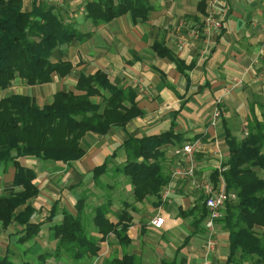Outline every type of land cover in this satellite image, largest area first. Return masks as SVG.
<instances>
[{"label":"crops","instance_id":"obj_1","mask_svg":"<svg viewBox=\"0 0 264 264\" xmlns=\"http://www.w3.org/2000/svg\"><path fill=\"white\" fill-rule=\"evenodd\" d=\"M88 1L37 0L54 5L65 21L88 38L53 52V63L72 65L68 76L55 74L51 82L32 86L17 78L8 89L0 90V100L24 95L43 108L58 92L83 94L76 88L79 78L103 71L113 84L134 91L142 115L125 126H113L103 135L88 132L81 141L85 155L77 161L64 164L34 157L20 160L36 174L39 193L29 204L35 210L32 221L41 224L40 232L34 239L21 242L25 227L17 222L4 227L0 221V261L9 258L15 264H109L134 255L142 264H227L229 232L219 222L212 231L205 221L200 230L196 228L199 216L191 211L205 203V194L194 181H206L215 188L226 186L221 176L214 182L213 174L222 173L229 159L227 135L242 140L249 122L257 120L264 125V0H208L204 12L199 8L201 0H147L151 11L146 19H135L127 13L97 25L88 19ZM34 2L23 0L24 11L31 12ZM211 12L221 23L218 30H207L204 24ZM156 44H162L179 64L160 56ZM91 100L103 110L101 96ZM170 131L180 140L163 149L162 165L171 181L160 194L136 202L128 179L119 175L110 187H114L111 197L102 204H109L107 218L116 226L124 213L131 218L127 231L130 242H120L115 233L104 237L94 225L93 212L86 214V219L93 227L89 236L97 239L98 254L75 261L62 252L44 262V257L57 249L58 241L51 238L53 228L63 222L64 213L77 216L81 195L96 186L94 169L106 161L112 166L124 165L127 158L122 145L129 138ZM195 140L201 141L198 170L194 180H185L174 175L178 166L174 150ZM108 174L112 175L109 181H114L111 170ZM14 177L12 165L0 166L3 195L21 190L15 188ZM157 217L164 219L161 228L152 225ZM243 264L264 263L251 259Z\"/></svg>","mask_w":264,"mask_h":264},{"label":"trees","instance_id":"obj_2","mask_svg":"<svg viewBox=\"0 0 264 264\" xmlns=\"http://www.w3.org/2000/svg\"><path fill=\"white\" fill-rule=\"evenodd\" d=\"M208 0H201L202 12ZM88 19L94 24L109 23L131 13L137 19H146L151 11L147 0H89L86 4ZM88 34L81 33L56 11L54 5L35 0L31 12L23 9V0H0V90H6L20 78L27 85H41L52 81L53 75L61 78L72 71L69 62L53 63L51 57L59 47L74 41L84 42ZM155 51L179 64L162 44ZM83 94L58 92L50 105L41 108L34 98L10 95L0 100V166L15 168L14 186L20 188L10 196L0 192V221L4 227L13 222L25 227L20 239L27 242L40 232V223L32 221L35 210L29 201L39 193L36 174L23 166V157L68 164L81 159L85 150L81 141L88 132L106 134L113 126H125L142 115L136 105L134 91L113 84L103 71L82 75L76 86ZM94 96H101L104 108L94 104ZM248 137L238 140L227 135L229 159L222 173L215 172L217 183L221 176L228 192L238 196L236 204L227 203L224 217L219 220L229 232V258L227 264H243L247 260L264 263V125L257 120L248 123ZM180 136L173 131L145 138H129L122 148L126 154L124 165L115 168L116 174L129 179L136 202L149 196H158L171 177L164 173L163 149ZM109 162L94 169V182L108 171ZM84 200L78 202L77 216L64 213L63 222L52 230L51 238L58 241L55 254L44 257V262L62 252L78 261L95 257L99 252L97 239L89 236L82 221ZM26 206L17 213L20 207ZM110 206L94 210V225L104 237L115 233L120 242H130L127 237L131 218L124 213L116 226L107 215ZM196 228L200 230L209 212L205 203L193 209ZM190 212V213H191ZM120 225V228L117 227ZM0 264H15L4 258ZM27 264V263H26ZM109 264H142L134 255H125Z\"/></svg>","mask_w":264,"mask_h":264},{"label":"built area","instance_id":"obj_3","mask_svg":"<svg viewBox=\"0 0 264 264\" xmlns=\"http://www.w3.org/2000/svg\"><path fill=\"white\" fill-rule=\"evenodd\" d=\"M56 1L61 2L63 0ZM204 24L207 30H218L221 28V23L217 19L215 12L208 14V16L205 18ZM215 122L212 124L215 125ZM245 136H248L247 132L245 133ZM200 146L201 141L195 140L182 144L174 150L178 163L174 175L185 180H194L198 170L197 152L200 149ZM194 184L197 185L198 188H200L205 194V205L209 212V216L206 221V227L212 231L216 222L223 218L224 209L227 203L236 199V194L233 192H228L226 190V186L222 188H215L212 184L206 181L202 183H197L194 181ZM163 223L164 219L162 217H157L152 221V225L155 228H161ZM208 245V248L211 249V240Z\"/></svg>","mask_w":264,"mask_h":264},{"label":"rangeland","instance_id":"obj_4","mask_svg":"<svg viewBox=\"0 0 264 264\" xmlns=\"http://www.w3.org/2000/svg\"><path fill=\"white\" fill-rule=\"evenodd\" d=\"M217 117H218V114L216 115ZM246 132L249 134V131L246 129ZM245 132V133H246ZM245 137H248V136H245V134H244V138ZM117 167H120V165L118 166V165H113L112 166V164H109L108 165V171L104 174L106 177H104L102 180L100 179L99 181H98V183L96 184V186L94 187V189H88L87 191H84L83 192V194L81 195V199H83L84 200V212H83V216H82V221L84 222V224H85V228H86V230H87V232H88V235L92 232V229H93V227H91V225H90V222L88 221V219H86V214H88V215H92L93 214V212H94V210L99 206V205H97V203H101L100 205H102V204H104V203H106V202H108L107 200L111 197V195H112V193H111V190L112 189H114V187L112 188V189H110V187H112L113 186V182H116V179L115 178H117L119 175H122V174H116L115 172H114V170H115V168H117ZM109 170H111L112 171V174H113V176H114V181H112V182H110L109 181V178H111V176L112 175H109L108 174V172H109ZM226 170V168H224V171ZM257 171H258V174H259V176L262 178V177H264V170H258V169H256ZM111 174V173H110ZM166 174V173H165ZM103 175V176H104ZM127 178V177H126ZM128 179V178H127ZM128 181H129V179H128ZM115 187H117V185L115 186ZM230 192H233V193H235L234 191H230ZM236 194V193H235ZM149 197H157V196H149ZM80 199V200H81ZM146 199H148V197L146 198ZM232 203L231 204H236L237 202H238V196H237V194H236V199L234 200V201H231ZM97 205V206H96ZM225 210V209H224ZM90 211V212H89ZM209 216V215H208ZM224 217V216H223ZM207 219H208V217H207ZM207 219L205 220V226H206V221H207ZM90 220L92 221V218H90ZM221 225H222V227L224 228V225H223V223L222 222H220V221H218ZM218 222H216V224L218 223ZM216 224H215V226H214V229L216 228ZM207 228V227H206ZM208 229V228H207ZM213 229V230H214ZM209 230V229H208ZM211 231V230H210ZM212 239H214L213 237H214V235H213V237H212V235L210 236Z\"/></svg>","mask_w":264,"mask_h":264}]
</instances>
